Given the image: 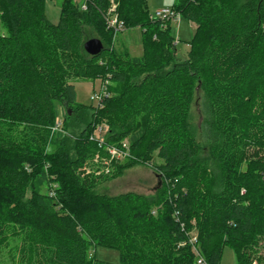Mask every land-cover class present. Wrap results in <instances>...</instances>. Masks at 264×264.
<instances>
[{
  "label": "trees",
  "instance_id": "16d2710c",
  "mask_svg": "<svg viewBox=\"0 0 264 264\" xmlns=\"http://www.w3.org/2000/svg\"><path fill=\"white\" fill-rule=\"evenodd\" d=\"M46 2L0 0V264H197L193 235L206 264L227 245L237 264H264V0H175L196 27L183 57L148 0H63L57 23ZM113 6L125 29H141L142 56L115 47ZM84 27L103 43L98 56ZM77 79L111 84L108 95L79 103ZM197 93L204 147L189 122ZM55 102L67 111L53 131ZM98 127L130 156L84 175L105 154ZM138 165L159 175L154 193L96 192Z\"/></svg>",
  "mask_w": 264,
  "mask_h": 264
},
{
  "label": "rangeland",
  "instance_id": "374dc122",
  "mask_svg": "<svg viewBox=\"0 0 264 264\" xmlns=\"http://www.w3.org/2000/svg\"><path fill=\"white\" fill-rule=\"evenodd\" d=\"M63 0H47L46 16L54 23L59 21L61 6ZM175 0H148V8L152 17L155 10L162 7L172 8ZM1 28V27H0ZM196 27L188 19L182 15L177 19L172 20V36L175 39L178 55L183 57L189 49L188 41L192 39ZM87 39L97 38L95 31L91 27H84ZM117 34L115 47L119 50L127 48L130 56L140 57L143 54L142 46V31L140 28L125 29ZM77 91V101L86 105H97L98 101H92V96L97 95L101 89L100 80H73ZM111 84H108V87ZM67 108L61 102H55L56 125L59 121H63L66 116ZM203 112L201 107V96L196 94L193 102L189 122L195 130L197 139L204 147V138L202 135ZM109 127V126H108ZM78 134V130L68 132L70 138H74ZM158 161V159L156 160ZM86 174V171H83ZM87 175V174H86ZM159 183L158 175L148 166L138 165L125 171L124 175L113 180L104 182L96 188V192L106 193L108 195H118L125 192H136L139 194L150 195L154 193ZM16 241L11 240L10 246H13ZM10 246L4 249L3 259L7 263L10 262L8 250ZM264 253V248L261 250ZM91 253L103 261L117 263L120 261V253L113 248L96 246L91 249ZM221 264H237L236 254L231 246H225L222 252Z\"/></svg>",
  "mask_w": 264,
  "mask_h": 264
},
{
  "label": "built area",
  "instance_id": "2783aa9c",
  "mask_svg": "<svg viewBox=\"0 0 264 264\" xmlns=\"http://www.w3.org/2000/svg\"><path fill=\"white\" fill-rule=\"evenodd\" d=\"M82 8L85 9L86 6L83 4ZM115 7L113 6L108 14L107 17V24L109 28H113L116 33L121 32L125 30L124 24L122 21L118 19L116 15H114ZM180 14L175 12L171 8H161L155 10L153 16L151 17L154 20H162V21H168V20H175L177 19L179 21ZM108 95V83L102 82L101 83V89L100 92L92 96V101H98L97 105H100L101 100ZM62 126V121H59L58 124L53 127V131L59 130ZM103 127H98L94 134H92L91 139L96 141L98 143L99 148H104L105 146V154L100 155L97 154L95 158L93 159L92 166H86L83 168V171H86V174H96L100 175L101 173H110V164L113 160H122L124 158H127L130 156L129 148H128V142L124 141L122 143V146H116V145H104V133ZM189 243L193 248V251L198 256L197 264H206L203 258L200 256V252L197 248V236L193 235L189 239Z\"/></svg>",
  "mask_w": 264,
  "mask_h": 264
},
{
  "label": "water",
  "instance_id": "95a60500",
  "mask_svg": "<svg viewBox=\"0 0 264 264\" xmlns=\"http://www.w3.org/2000/svg\"><path fill=\"white\" fill-rule=\"evenodd\" d=\"M84 49L89 55L98 56L103 51L104 46L99 38H92L84 43Z\"/></svg>",
  "mask_w": 264,
  "mask_h": 264
},
{
  "label": "crops",
  "instance_id": "0c3cea01",
  "mask_svg": "<svg viewBox=\"0 0 264 264\" xmlns=\"http://www.w3.org/2000/svg\"><path fill=\"white\" fill-rule=\"evenodd\" d=\"M162 8H169V7H162Z\"/></svg>",
  "mask_w": 264,
  "mask_h": 264
}]
</instances>
